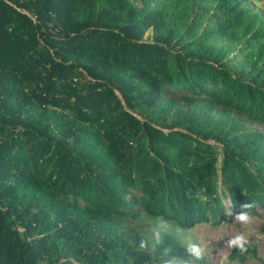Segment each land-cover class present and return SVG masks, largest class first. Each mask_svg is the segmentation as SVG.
Wrapping results in <instances>:
<instances>
[{
	"label": "trees",
	"instance_id": "obj_1",
	"mask_svg": "<svg viewBox=\"0 0 264 264\" xmlns=\"http://www.w3.org/2000/svg\"><path fill=\"white\" fill-rule=\"evenodd\" d=\"M140 1L0 0V264H152L179 240L118 220L264 206V130L240 122L264 126V13Z\"/></svg>",
	"mask_w": 264,
	"mask_h": 264
},
{
	"label": "rangeland",
	"instance_id": "obj_2",
	"mask_svg": "<svg viewBox=\"0 0 264 264\" xmlns=\"http://www.w3.org/2000/svg\"><path fill=\"white\" fill-rule=\"evenodd\" d=\"M132 2L142 3L140 0ZM253 10L264 13V0H248L247 3ZM145 39H151V33L145 35ZM196 108L215 120L238 122L239 116L236 113H229L223 116L220 108L214 107L206 100L195 101ZM139 117L141 115L138 114ZM241 124L246 128H259L264 130V126L258 123H250L245 118L240 119ZM228 204V201L225 200ZM229 205V204H228ZM251 224L244 226L235 221V216L231 213L219 224L202 223L192 228L183 229L173 221L165 220L161 217H152L144 213L139 218H124L117 221L118 230L126 235L139 237V244H147L149 251L153 252L159 243H162V235L170 234L179 240L180 247L173 254L153 260L152 264H166L173 258H177L180 264H200L185 254L186 248L190 244H199L206 248L207 253L203 259L206 264H264V206H257ZM245 232L251 243L249 250L243 253L246 257L244 262L238 258H229L233 249L226 247V242L237 232ZM166 249V253L169 251Z\"/></svg>",
	"mask_w": 264,
	"mask_h": 264
},
{
	"label": "clouds",
	"instance_id": "obj_3",
	"mask_svg": "<svg viewBox=\"0 0 264 264\" xmlns=\"http://www.w3.org/2000/svg\"><path fill=\"white\" fill-rule=\"evenodd\" d=\"M242 207L247 210L251 209L252 205L244 204L242 205ZM235 221L240 225L247 226L252 223L253 217L249 214L248 211H243L235 216ZM250 243L251 241L249 237L245 234V232L241 231L237 232L235 235H233L230 239L227 240L226 247L230 250L235 249L240 253H246L249 250ZM186 252L189 256L195 258V260L200 261L205 258L207 250L202 245L190 244L186 248ZM166 264H180V262L177 258H173L171 261L166 262Z\"/></svg>",
	"mask_w": 264,
	"mask_h": 264
}]
</instances>
